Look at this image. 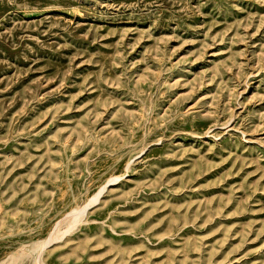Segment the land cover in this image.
I'll return each instance as SVG.
<instances>
[{
    "label": "rangeland",
    "instance_id": "obj_1",
    "mask_svg": "<svg viewBox=\"0 0 264 264\" xmlns=\"http://www.w3.org/2000/svg\"><path fill=\"white\" fill-rule=\"evenodd\" d=\"M0 264H264V0H0Z\"/></svg>",
    "mask_w": 264,
    "mask_h": 264
}]
</instances>
